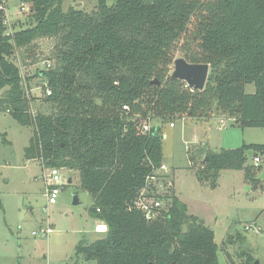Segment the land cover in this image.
<instances>
[{
  "label": "trees",
  "instance_id": "trees-1",
  "mask_svg": "<svg viewBox=\"0 0 264 264\" xmlns=\"http://www.w3.org/2000/svg\"><path fill=\"white\" fill-rule=\"evenodd\" d=\"M66 1L21 0L30 7L28 21L9 35L0 8V104L34 127L26 158L79 170L93 198L90 216L107 225L104 236L81 238L76 254L96 264H220L214 230L190 215L187 203L157 195L168 210L147 221L134 201L163 164V123L219 115L242 128L264 127V0H98L92 12L64 10ZM46 37L57 43L52 66L39 71L47 107L34 118L12 58L20 49L31 56L34 42ZM178 52L210 65L204 89L171 76ZM251 83L255 91L247 93ZM152 120L159 123L143 132ZM248 151L264 156V143L208 151L199 181L213 187L221 171L244 170L260 184L262 166L246 164ZM168 242L173 251L164 248ZM239 257L231 264L256 260L250 251Z\"/></svg>",
  "mask_w": 264,
  "mask_h": 264
},
{
  "label": "rangeland",
  "instance_id": "rangeland-1",
  "mask_svg": "<svg viewBox=\"0 0 264 264\" xmlns=\"http://www.w3.org/2000/svg\"><path fill=\"white\" fill-rule=\"evenodd\" d=\"M77 2L67 0L64 10ZM116 2L108 0L110 5ZM4 5L12 26L18 21H28L29 5L21 0H6ZM97 5L98 0H85L78 8L92 12ZM56 43V38H40L34 42L31 56L20 49L12 58L21 69L35 110L47 107L43 95L44 79L39 71L46 61L53 62L51 57ZM245 89L247 93H253L255 85L248 84ZM6 108L5 104H0V264H96L80 259L82 256L76 254L78 239L84 237L93 241L107 231L106 228L102 234L89 232L94 228L88 212L93 198L82 188L79 170L59 169L65 187L58 195L57 203L47 205L42 187L48 170L41 161L25 156L34 127L20 124ZM146 123L151 126L159 121ZM162 135H166L162 139L163 163L168 171L158 174L156 194L176 195L187 203L190 215L204 220L214 230L220 264H231L232 259L239 262V253L244 250L259 256L264 263V179L254 185L246 179L244 170H223L217 185L212 187L197 177L206 150L236 148L243 143L263 144L264 127L242 128L229 121L226 127H214L205 133L193 120L181 118L174 120L173 125L171 121L163 123ZM254 156L253 151L247 152V165L254 164ZM260 157L264 162V156ZM262 165L263 168L264 163ZM70 178L72 182H69ZM75 193L80 199L79 204H73ZM163 202L166 201L163 199ZM47 222L53 227L51 234H33L34 231L39 233ZM247 225H257L261 230H247ZM237 233L247 242L237 238L234 244L228 243L229 235L233 239Z\"/></svg>",
  "mask_w": 264,
  "mask_h": 264
},
{
  "label": "built area",
  "instance_id": "built-area-1",
  "mask_svg": "<svg viewBox=\"0 0 264 264\" xmlns=\"http://www.w3.org/2000/svg\"><path fill=\"white\" fill-rule=\"evenodd\" d=\"M0 8L4 9L5 11V20L4 23L7 26V32L6 34L9 35L13 33V26L10 22V18L8 17V12L5 7V5H0ZM52 66V62L46 61L44 63V68H50ZM24 82V87L26 89V95L27 99L31 100L32 98L29 97V89L27 86L26 81ZM43 85H46L43 84ZM47 95H50L52 91L47 88L46 90ZM124 109H128V106H124ZM31 113L33 114V117L35 118L37 115L36 110L33 108L32 103H31ZM233 118H230L229 121H233ZM173 125V123H171ZM150 125L148 123H145L142 127V131L146 132L150 129ZM263 160L260 156H255L254 157V165L255 166H262ZM47 168L48 172L44 175L45 179V188H44V194L47 197V205L55 204L57 203L58 195L61 193L62 189L65 187V184L62 181L60 172L58 167H45ZM168 171V168L166 165L163 163L157 170L154 171L153 174L149 175L146 179V185L140 189L138 192L137 198L134 201V206L141 210L144 213V216L147 221H154L161 219L165 216L166 211L168 210L167 204L163 202V199L160 197H157V195L161 194H156L157 188H156V180L158 179V174L161 172L166 173ZM247 230H255L259 232L261 228L257 225L254 227L247 225L246 226ZM53 232V228L51 227L50 223L47 224L46 227L41 228L40 232L34 231V235L42 234L43 236L49 235Z\"/></svg>",
  "mask_w": 264,
  "mask_h": 264
},
{
  "label": "water",
  "instance_id": "water-1",
  "mask_svg": "<svg viewBox=\"0 0 264 264\" xmlns=\"http://www.w3.org/2000/svg\"><path fill=\"white\" fill-rule=\"evenodd\" d=\"M83 4L82 2H77L75 7L78 8ZM1 55H0V77L4 76L3 69L1 67ZM210 65L208 63H190L184 57H177L174 60L173 71L171 73L172 77H176L184 80L189 86L194 87L196 89L202 90L204 89L207 81V77L209 74ZM152 83H158L157 80H153ZM208 160V156H206L202 163H205ZM259 180L264 179V167L260 175H258ZM71 182V180H69ZM80 199L78 198V194L75 193L73 197V204H79ZM201 223H204V220H200ZM165 249H169L173 251L174 247L172 243L168 242L164 245ZM253 264H261L259 260H255Z\"/></svg>",
  "mask_w": 264,
  "mask_h": 264
},
{
  "label": "crops",
  "instance_id": "crops-1",
  "mask_svg": "<svg viewBox=\"0 0 264 264\" xmlns=\"http://www.w3.org/2000/svg\"><path fill=\"white\" fill-rule=\"evenodd\" d=\"M78 2H83V3H85V0H77ZM188 117H184L183 119H187ZM189 119H191V120H193V122H194V124H195V126L197 127V125H198V127L199 128H203L204 130H205V133H208V132H210V130L212 129V128H216V129H222V126L223 127H226V125L229 123V121L224 117V116H217V115H214V116H212V117H210V118H201V119H196V118H189ZM215 119V120H214ZM216 120H218L220 123H218V122H215ZM166 135H164L163 137H165ZM195 141H197V139L195 138ZM205 146H207L206 144H205ZM204 146V147H205ZM206 149H208V148H205V150ZM209 150H206L205 151V154L207 155V152H208ZM201 162H202V160H201ZM264 163V162H263ZM203 164V163H202ZM263 166V165H262ZM262 171V168H261V170H260V172ZM221 174V173H220ZM260 175V174H259ZM43 180H44V185H43V187H42V191L44 192V188H45V179H44V177H43ZM69 180H71V182H72V178H70ZM90 215V214H89ZM90 219H91V222H92V225L94 226V228H93V230H90L89 232L90 233H96V234H102V233H104L105 231L104 230H106V228H107V225L105 224V222L104 221H102V220H99V219H97V218H93V217H90ZM49 222H47V224H48ZM205 224H206V222H205ZM51 225V224H50ZM47 225L45 224V226H43L42 228H44V227H46ZM105 226V227H104ZM52 227V226H51ZM53 228V227H52ZM85 233H89L88 231H84ZM231 235V234H230ZM82 238V237H81ZM80 238V239H81ZM237 238L239 239V240H243L244 242H247L246 240V238H244L243 239V237H241V238H239V236L237 235V237H234L233 238V243L232 244H234L235 243V241L237 240ZM80 239H78V241L76 242V244H75V248H76V245L78 244V242L80 241ZM238 241V240H237ZM218 244V243H217ZM244 251H247V250H244ZM242 252V251H241ZM241 252L239 253V255L241 254ZM229 254H231L230 252H228ZM252 253V252H251ZM253 254V253H252ZM254 255V254H253ZM255 256V255H254ZM256 257V260H259L260 261V263L261 264H264L262 261H261V259H260V257L259 256H255ZM240 259V261H241V258H239Z\"/></svg>",
  "mask_w": 264,
  "mask_h": 264
},
{
  "label": "bare ground",
  "instance_id": "bare-ground-1",
  "mask_svg": "<svg viewBox=\"0 0 264 264\" xmlns=\"http://www.w3.org/2000/svg\"><path fill=\"white\" fill-rule=\"evenodd\" d=\"M105 227V226H104Z\"/></svg>",
  "mask_w": 264,
  "mask_h": 264
}]
</instances>
